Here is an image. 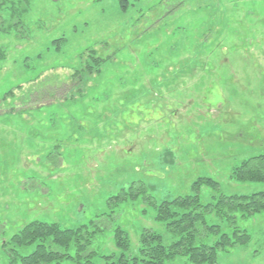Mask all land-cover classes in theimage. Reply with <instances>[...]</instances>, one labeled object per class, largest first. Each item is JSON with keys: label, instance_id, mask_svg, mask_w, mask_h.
<instances>
[{"label": "rangeland", "instance_id": "374dc122", "mask_svg": "<svg viewBox=\"0 0 264 264\" xmlns=\"http://www.w3.org/2000/svg\"><path fill=\"white\" fill-rule=\"evenodd\" d=\"M0 26L10 28L0 33V264L11 247L35 248L12 246L32 220H94L102 254L119 253L117 226L132 252L145 227L168 240L142 194L111 198L132 181L155 203L191 193L199 176L226 194L264 190L231 176L264 155V0H0ZM89 48L108 59L74 81ZM199 196L211 200L210 189ZM237 224L249 242L214 264H264V213Z\"/></svg>", "mask_w": 264, "mask_h": 264}, {"label": "trees", "instance_id": "16d2710c", "mask_svg": "<svg viewBox=\"0 0 264 264\" xmlns=\"http://www.w3.org/2000/svg\"><path fill=\"white\" fill-rule=\"evenodd\" d=\"M7 28L10 29L9 26H0V33L9 32ZM85 52V58L82 54L81 64L74 68L70 76L73 80L81 81L99 72L108 59L98 56L94 48ZM4 55L0 50V59ZM35 94L44 95L40 91ZM52 99L57 101L58 98L54 96ZM45 105L47 103L25 108L10 107L6 113L27 112ZM231 176L240 182H264V155L244 159L233 168ZM203 186L210 189L211 200L207 202L200 200L199 192ZM218 186L214 178L199 176L192 182L191 193L155 203L141 182L132 181L111 198L121 203L142 194V199L155 208L154 219L163 222L166 233L170 235L168 240L164 237L165 232L145 227L132 252L127 231L117 226L113 233L119 253L102 254L97 242L98 236L105 230L96 226L94 220L89 225L74 228L61 227L56 222L32 220L12 236V246L36 242L35 248L28 254L19 255L11 247L9 264H59L63 260H68L70 264H97L96 260H102V264H166L181 256L195 264H214L218 251L249 242L250 234L237 224V220H247L255 214L264 213V190L226 194ZM223 223L228 226H223Z\"/></svg>", "mask_w": 264, "mask_h": 264}]
</instances>
